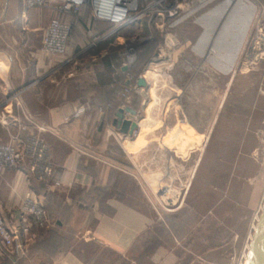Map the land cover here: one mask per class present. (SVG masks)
I'll return each instance as SVG.
<instances>
[{
	"label": "rangeland",
	"instance_id": "obj_1",
	"mask_svg": "<svg viewBox=\"0 0 264 264\" xmlns=\"http://www.w3.org/2000/svg\"><path fill=\"white\" fill-rule=\"evenodd\" d=\"M18 2L0 0V25L6 24L0 28L12 26L7 22L12 20L13 6ZM56 6L52 4L42 8L58 15ZM82 20L77 21L73 37ZM240 29L244 30V37L234 60L230 61V58L223 57V45L226 40L235 42ZM169 31L171 34L167 38L160 34L151 36V39L143 35L131 42L136 57L129 67L134 68H138V49L146 43L156 46L150 56L153 60L139 66L138 71L129 70L133 86L143 73L150 81L148 88L137 85L142 94L135 93L131 83L118 92L124 108L135 103L140 118L141 111L146 113L142 135L149 144L147 155L141 161L126 160L121 167L141 182L147 202L143 207L154 213L155 223L137 237L125 255L106 251L104 264H244L264 201V0H210L174 19ZM170 37L174 41L171 42ZM168 40L170 48L166 45ZM209 48L216 49V53L207 57L210 71L200 69L196 64ZM7 53L13 56L16 52L9 50ZM153 63L152 69L150 65ZM0 67L6 70L1 61ZM9 77V73L0 72V88L3 90ZM162 79L166 80L164 88H161ZM126 86L132 88L124 96L122 92ZM164 90H169L168 96ZM159 91L164 96L160 102ZM233 96L236 98L230 101ZM243 96L245 98L241 99ZM165 98L168 99L167 112L165 110L161 115ZM250 101L245 131L230 165V181L226 190L204 215H198L188 207L183 212L187 189L195 180V169L203 153L205 138L213 134L219 118L227 111L226 107L233 104L247 113ZM184 118L185 123L201 127L206 122L207 128L209 122L210 127L204 132L189 129L187 125L178 129V123L181 124ZM240 124H243L241 120ZM231 127H228L230 132ZM197 132L204 136H198ZM3 133L0 129V136ZM48 133L41 134L45 141ZM106 133L109 134L105 137L115 141L111 131ZM157 140L167 142L168 147L161 146L159 151L150 147V143L156 145ZM116 147L113 149L118 151L119 158ZM120 159L123 160L122 157ZM25 161L31 166L29 160ZM169 186L182 191L175 197H179L178 206L182 207L175 209L160 202L162 187H167L164 196L170 197L174 193ZM82 201L83 211L73 213L69 222L60 227L55 223L58 215L45 204L51 224L45 228H34L36 238L25 253L19 255L18 264H53L57 257L70 250L74 240L95 221L96 212L92 209L90 197L84 196ZM186 212L192 217L190 222L184 219ZM86 216L89 219L83 226ZM178 222L182 227L180 224L177 226ZM177 227L180 228L179 233L183 231L181 234Z\"/></svg>",
	"mask_w": 264,
	"mask_h": 264
},
{
	"label": "crops",
	"instance_id": "obj_2",
	"mask_svg": "<svg viewBox=\"0 0 264 264\" xmlns=\"http://www.w3.org/2000/svg\"><path fill=\"white\" fill-rule=\"evenodd\" d=\"M12 11V20L7 22L12 26L0 28V61L6 67V70L0 67V72L9 73L7 83L10 86L22 89L21 96L35 121L54 128V132L45 135L53 174L43 182L30 171L28 161L0 174V221L7 226L18 221L21 197L28 190L46 201L49 200L46 191L59 196L75 206L74 213L83 211V197L89 196L92 209L96 212L95 221L74 240L71 249L57 257L53 264H104L106 251L125 255L137 237L155 223L154 213L144 208L147 202L141 182L121 167L126 160L141 161L147 155L149 144L142 135L146 113L141 111L140 118L135 103L125 107L137 111L138 117L125 112V118L138 124L132 133L125 134L114 124L117 112L125 106L119 101L118 92L124 85L132 83L127 79L126 71H138L141 65L138 64V68L123 65L122 52L126 49L123 37L116 40L113 37L101 38L110 29L108 23L89 24L86 20L78 25L69 43V51L80 54L78 62L62 64L61 59L41 50L42 32L52 15L57 14L54 11L50 14L43 8H29L23 0H19ZM133 35L124 34V37ZM9 50L16 53L12 56L7 53ZM208 50L196 64L200 69L210 71ZM72 71L76 73L71 76ZM142 76H145L144 73ZM160 81L161 88H164L166 80ZM6 84L4 90L0 88V102L7 93ZM134 86V92L142 94L137 82ZM168 91L164 90L167 96ZM160 94L159 102L164 97ZM235 98L233 96L230 101ZM164 100L168 101L167 98ZM167 101L161 107V115L165 110L167 112ZM79 106H85L86 111L79 117L66 120ZM229 106L219 118L213 134L205 138L203 153L195 169V180L187 189L183 212L191 208L196 214L204 215L229 185L230 165L245 131L251 101L247 113L233 104ZM239 120L243 124L239 125ZM185 121L184 118L181 124L178 123V129L187 125L189 129L204 132L210 127L209 122L206 128V122L198 127ZM0 129L4 132L0 141H8L9 135L1 125ZM108 131L115 135V141L105 137ZM31 133H37V129L31 127ZM197 133L200 137L204 136ZM162 141L157 140L156 145L151 142L150 147H168L167 142ZM113 146L119 149V158ZM169 187L174 193L166 197L163 192L167 187H162L160 202L175 209L182 207L178 206L179 197L175 199L177 193L180 196L182 191ZM88 219L86 216L83 226ZM0 264H17L16 256L5 249L1 238Z\"/></svg>",
	"mask_w": 264,
	"mask_h": 264
},
{
	"label": "built area",
	"instance_id": "obj_3",
	"mask_svg": "<svg viewBox=\"0 0 264 264\" xmlns=\"http://www.w3.org/2000/svg\"><path fill=\"white\" fill-rule=\"evenodd\" d=\"M29 8H42L57 4L58 15L53 17L43 30L42 51L62 60V64H76L79 53L69 51V43L77 21L106 22L110 29L101 38H124L126 49L122 52L123 65L129 67L136 57L131 42L141 36L163 37L169 34L171 22L179 16L210 0H23ZM235 1V0H233ZM133 25L137 30L131 37H124L122 31ZM166 38V37H165ZM100 39V38H99ZM76 72H70L74 75ZM131 81V72L126 71ZM7 83V82H6ZM7 93L0 102V125L9 135L8 141H0V174L22 165L25 160L31 162L30 171L40 180L52 176L53 168L49 145L41 136L44 132H54V128L39 124L24 103L22 89H16L8 83ZM133 86V84L131 83ZM135 87V86H133ZM131 86H126L122 95L126 96ZM86 111L79 106L66 117H79ZM35 127L37 133L29 134ZM60 184V182H56ZM51 224L44 200L32 190H28L20 202V217L17 222L7 226L0 221V238L5 249L15 255L24 254L28 245L36 238L34 228H45Z\"/></svg>",
	"mask_w": 264,
	"mask_h": 264
},
{
	"label": "water",
	"instance_id": "obj_4",
	"mask_svg": "<svg viewBox=\"0 0 264 264\" xmlns=\"http://www.w3.org/2000/svg\"><path fill=\"white\" fill-rule=\"evenodd\" d=\"M244 33V30L240 29V31H238V38L235 40V42L226 40V43L223 45V49L225 51L223 57L228 59L230 58V61H232V59L234 60L236 52L240 49ZM213 53H216V49L209 48L208 54L210 55ZM137 85L139 87H147V78L145 76H140L138 78ZM127 111L132 114L137 113V111L132 108H121L119 112H117L116 118L114 120V124H116L120 128L121 132L125 134L128 132L132 133L134 128L138 125L137 122L125 118V112ZM244 264H264V201L262 204V212L255 224L254 231L252 233V238L249 243Z\"/></svg>",
	"mask_w": 264,
	"mask_h": 264
},
{
	"label": "trees",
	"instance_id": "obj_5",
	"mask_svg": "<svg viewBox=\"0 0 264 264\" xmlns=\"http://www.w3.org/2000/svg\"><path fill=\"white\" fill-rule=\"evenodd\" d=\"M136 30H137V26L133 25L129 28L124 29L122 31V33L130 35V34H134L136 32ZM155 48H156L155 44H149L148 45V43L144 44L141 48H139L138 51H139L140 55H138L139 56L138 57V60H139L138 64L141 66L144 65L150 59V56L153 53V51L155 50ZM115 49H118V48H115ZM46 194H47V199L49 197L48 201L45 200L46 207H48L53 214L55 213L58 215L57 222H55L57 227L64 226L72 218L75 206L69 204L68 202H66L64 200H62L59 196H55V195L51 194L50 192L46 191ZM187 217L189 219H187ZM191 218L192 217L191 216L189 217V215H187V213H186L184 219L186 221L190 222ZM179 224L181 226L180 222H178L177 226H179ZM53 227H54V224H53L52 228ZM176 229L178 230L180 228L177 227ZM177 232L179 233V230ZM181 232H183V231H180L179 234H181ZM19 257L20 256H16L17 264H18Z\"/></svg>",
	"mask_w": 264,
	"mask_h": 264
},
{
	"label": "bare ground",
	"instance_id": "obj_6",
	"mask_svg": "<svg viewBox=\"0 0 264 264\" xmlns=\"http://www.w3.org/2000/svg\"><path fill=\"white\" fill-rule=\"evenodd\" d=\"M171 33H169L167 36H169ZM167 36H166V38H167ZM168 39H169V37H168ZM170 40H171V42L172 41H174L173 39H172V37H170ZM169 44V40L166 42V45H167V47H169L170 48V46H171V44H170V46L168 45ZM165 45V44H164ZM176 45V44H175ZM174 45V46H175ZM159 59V58H158ZM155 60H157V59H155ZM158 61V60H157ZM153 65H155V63H153L152 65H150V67L152 68L153 67ZM153 69V68H152ZM153 71H150L149 73H152ZM148 88V87H147ZM200 144V143H199Z\"/></svg>",
	"mask_w": 264,
	"mask_h": 264
}]
</instances>
